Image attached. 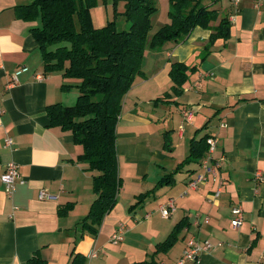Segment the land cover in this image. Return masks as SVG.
Wrapping results in <instances>:
<instances>
[{
  "label": "crops",
  "instance_id": "1",
  "mask_svg": "<svg viewBox=\"0 0 264 264\" xmlns=\"http://www.w3.org/2000/svg\"><path fill=\"white\" fill-rule=\"evenodd\" d=\"M32 1L0 0V175L10 162L19 173L11 196L0 182V264H27L34 256L43 264H69L72 251L83 255L85 264L149 262L155 245L182 218L190 224L179 235L182 245L176 242L167 253L155 256V264H178L190 243L203 241L211 248L195 263L183 264H264V6L256 0H240L237 7L227 0H204L220 13L224 9L223 17L234 16L227 40L207 44L211 30L196 27L182 44L145 50L142 74L123 98L116 129L123 182L118 202L96 237H80L75 226L95 198L93 173L77 161L81 148L71 133L50 127L45 113V106L67 103L64 83L73 88L78 82L64 79L60 72L44 73L31 32L39 23L20 16V8ZM101 5L90 10L94 27L113 18L112 7L108 13ZM173 62L194 71L188 73L181 96L153 105V100L170 93ZM21 67L27 71L9 85L11 74ZM186 109L194 114L190 122L182 117ZM154 118L161 119L162 129L150 136L145 129ZM205 124L199 135L206 132L217 141L212 158L220 163L219 196H213L217 183L208 180L180 198L187 166L174 176V186L158 188L154 199L129 211L137 195L152 190L188 156V142ZM160 130L168 132L169 150L163 148ZM42 191L49 197L40 200ZM169 199L176 209L165 220L158 206ZM70 203L68 213L58 216V210ZM236 205L243 210V223L234 229L230 211ZM118 224L124 225L122 241L109 244Z\"/></svg>",
  "mask_w": 264,
  "mask_h": 264
},
{
  "label": "trees",
  "instance_id": "2",
  "mask_svg": "<svg viewBox=\"0 0 264 264\" xmlns=\"http://www.w3.org/2000/svg\"><path fill=\"white\" fill-rule=\"evenodd\" d=\"M119 2H123L122 15L129 22V28L123 31H119L115 25V6ZM168 4L169 22L150 36L151 18L157 11L154 0H113V19L101 27H94L90 16V10L98 5L97 0H33L20 8L24 21L39 23L31 32L38 44L44 73L60 72L64 79L78 82L75 85L78 96L73 106L54 103L45 106V113L50 127L71 133L74 144L81 147L77 161L93 173L91 189L95 198L85 217L75 226L80 231V237L84 234L96 237L105 216L118 202L123 182L118 169L116 129L123 98L135 78L142 74L141 60L145 50L158 49L166 43L182 44L196 27L211 30L207 44L229 37L230 22L227 16L221 18L216 27L210 26L219 14L218 9L212 8L213 3L205 4L204 0H168ZM193 71V67L189 68L183 63H171L170 93L153 100L152 104L164 102L172 96H181L187 75ZM70 87L64 83L61 90ZM205 129L206 124L195 131L188 142V156L176 165L173 172L164 175L152 190L137 195L129 211L142 205L146 199H154L158 188L174 186V176L187 166L184 173L188 175L185 184L188 183L206 156L207 139L213 138L206 132L199 135ZM167 134L164 133L162 144L164 149L169 150ZM193 164L196 168L190 167ZM71 208L72 203L62 206L58 216L66 215ZM188 227L187 219L182 218L166 238L155 245L151 260L136 264H155V256L167 253L178 242L180 233ZM43 263L38 256L27 262ZM85 263L83 255L71 252L69 264Z\"/></svg>",
  "mask_w": 264,
  "mask_h": 264
},
{
  "label": "built area",
  "instance_id": "3",
  "mask_svg": "<svg viewBox=\"0 0 264 264\" xmlns=\"http://www.w3.org/2000/svg\"><path fill=\"white\" fill-rule=\"evenodd\" d=\"M228 3L232 7H237L240 0H227ZM259 6H264V0H256ZM229 18V17H228ZM234 21V16H230L229 22ZM27 71V67H21L18 70H15L14 73L11 74V80L9 85H13L17 82L18 76ZM193 111L190 109H186L182 111V117L184 121L190 122L193 117ZM7 145H10L11 140L7 139ZM208 149L206 151L205 158L201 161L198 171L191 177L188 183L185 184V189L180 195V198L187 195L189 191H195L200 185H203L208 180L217 183V189L214 192L213 196L218 197L220 194V190L222 188L223 182L218 177V169L220 167V163L212 158V155L216 148V138H208L207 141ZM19 179V173L17 169V165L13 162L5 165V168L0 175V182L4 186V191L7 196H11L15 190L16 180ZM47 196L43 191L39 194V199L42 200ZM175 203L173 199H169L166 203L160 204L158 206V212L162 219H169L171 214L175 212ZM147 214L146 217H148ZM230 226L236 229L239 228L243 223V210L239 205L233 206L230 211ZM204 223H208V218H204ZM124 230L123 224H118L117 230L110 236L109 244L117 245L122 241V232ZM211 244L209 241H203L202 243H190L182 252V257L178 261V264H183L184 261L196 262L198 260V255L209 248H211ZM91 257H95V254H91Z\"/></svg>",
  "mask_w": 264,
  "mask_h": 264
},
{
  "label": "rangeland",
  "instance_id": "4",
  "mask_svg": "<svg viewBox=\"0 0 264 264\" xmlns=\"http://www.w3.org/2000/svg\"><path fill=\"white\" fill-rule=\"evenodd\" d=\"M98 1V4L101 2L102 3V7L105 8L104 12L107 11L108 13L110 12V9L112 7V13H113V0H97ZM154 3H155V6L157 7V11L156 13L153 15V17L151 18V30L149 32V36L151 34H153V32L156 31V29L166 23L169 22V18H168V9H169V4H168V0H154ZM220 5V4H219ZM218 5V6H219ZM223 6H225L223 4ZM123 10H124V5H123V2H119V3H116V6H115V11H116V18H115V25H116V28L119 30V31H123V30H127L129 28V22L127 20H125V17L122 15L123 13ZM223 15H224V9L222 10V12L218 14V19L215 21V22H219V20L221 18H223ZM113 19V18H112ZM111 19V20H112ZM76 24V27L78 28V23L77 21L75 22ZM75 86V84L73 85ZM67 91L66 93V102H64V104H62L63 106H73L76 99H77V90L75 89V87H70L68 90H65ZM162 121L161 119H158V118H154L152 119V126H150L149 128H146V132L145 133H149L150 136H155V135H158L159 132L158 130L159 129H162ZM141 132V134H143V130H138ZM160 131H163V130H160ZM166 131H163L161 132L160 134H162V140H163V136H164V133ZM144 133V134H145ZM158 143H159V140L157 142H152L150 145H151V148H155L156 146H158ZM81 148V147H80ZM178 243L180 245L181 244V239L179 238V240H177ZM178 244V245H179ZM179 248V246L177 247Z\"/></svg>",
  "mask_w": 264,
  "mask_h": 264
}]
</instances>
